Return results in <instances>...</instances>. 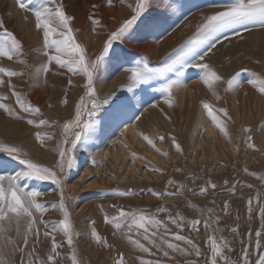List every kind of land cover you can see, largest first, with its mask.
I'll return each instance as SVG.
<instances>
[{
  "label": "rangeland",
  "instance_id": "1",
  "mask_svg": "<svg viewBox=\"0 0 264 264\" xmlns=\"http://www.w3.org/2000/svg\"><path fill=\"white\" fill-rule=\"evenodd\" d=\"M235 2L150 0L148 9L125 37L113 43L101 70L94 75V95L86 97L82 74L69 72L54 61L48 62V56L56 53L44 48L43 30L35 27L33 12L62 6L65 15L70 17L72 36L86 50L87 58L94 60L106 40L98 43L92 32L103 36L116 31L131 18L129 6L134 7L136 0H110V3L109 0H74V10L70 12L64 7L66 0H55V4L52 0H23L27 10H21L16 0H0V23L4 25L0 33H12L22 46L20 57L11 61L0 57V68L22 73L10 80L0 74V79L5 81L0 86V96L7 97L0 103L6 104L14 115L20 117L14 119L0 110V145L19 148L26 154L21 158L52 169L61 180L59 188L51 181L29 179L19 182L26 191L40 193L37 202L46 211L42 216L35 214L37 224L33 232L38 228L40 236L37 240L35 235H30L27 245L23 242L27 231L26 218L20 221L19 233L15 221L11 224L3 222L6 231L0 233V264H37V259L47 264L51 239L43 236L45 228L39 220L43 219L51 227L53 222L58 223L63 218L58 207L52 208V205L59 204L61 191L72 223L73 243L69 247L59 230L54 234L60 245L55 264H71L73 253L78 264H116L121 254L124 264H141L142 260L153 264L158 260L160 264H207L211 257L207 243L209 236L217 242L221 238L228 242L229 247L222 249L227 264H244V250L248 253V264H255L259 254L264 252V213L261 212L264 208V95L248 80L264 79V27L249 24L247 29L242 26L227 29L213 41L215 47L210 51V43L197 42V30L187 32L191 22L199 19L201 24L204 17ZM208 9L215 11L209 13ZM155 14L168 23L163 29L153 20L152 28L156 34L146 25ZM93 19L99 24L93 25ZM111 20L119 22L112 31L108 27ZM152 38L156 42L149 50L148 58L145 43ZM159 42H162L160 46ZM95 44L98 48L94 47ZM155 51L158 52L156 58ZM206 51L208 54L200 61L199 56ZM176 52L179 55L188 52L187 63L181 62L163 75H153L145 83H131L130 73L125 69L144 71L143 66L147 64L155 72L175 60ZM169 56L174 58L168 60ZM113 58L118 59L116 64ZM17 59L23 63H18ZM196 63H207L222 77L221 82L213 85V90L201 81L202 70L191 66ZM44 67L48 68L46 73L42 70ZM237 72L240 73L239 85L228 90L226 81ZM125 77L130 82H124ZM169 80H178L180 84L172 91L171 106L165 103L168 95L160 91ZM8 83L27 104L39 109V113L21 112ZM213 91L219 96L218 100ZM136 95H140L138 102L133 100ZM82 96L88 101L89 108L92 101L97 103V114L82 117L84 121H91V126L83 131L71 153L73 166L65 167L61 172L55 165L62 126L74 118L75 105ZM137 103L141 107L136 108ZM203 103L212 106L227 136L211 122L202 108ZM199 108L202 121L196 124ZM219 109L226 111L227 116L217 111ZM119 110L131 111V117L126 123L117 124L92 148V140L104 130L103 124ZM28 120L36 123L44 120L47 124L36 127L29 125ZM125 126L132 129L135 139L129 133L122 136ZM38 134L41 139L37 138ZM143 136L152 139L155 148L148 145ZM161 136L164 137L162 141ZM173 138L180 145V152L175 150ZM249 143L252 148L248 147ZM155 149L166 155L158 154ZM0 162H3L0 174L15 175L24 170L18 160H12L5 153H0ZM169 180L173 183L169 184ZM211 184H215V188ZM201 188L206 189L203 194ZM129 191L131 195L118 194ZM151 191L159 192L161 196L154 197ZM160 207L166 211L159 212ZM120 210L144 213L162 220L170 233L191 239L200 249L201 256H195L191 247L183 242L170 241L186 249L188 254L166 249L169 256L164 257L143 239V230H139L140 234L137 230L127 233L126 226L116 230L105 223L106 216L110 219ZM177 214L185 221L182 230L169 221L170 216ZM192 220L201 221L198 231L187 223ZM205 220L210 225L207 230L203 226ZM93 229L101 237L100 243L91 238ZM257 232L261 233L260 237L256 236ZM126 233L148 247L151 254L130 244ZM159 234H163V229ZM164 239L170 240V237L164 236ZM156 243L160 244V240L157 239ZM217 259L218 264H226L225 260Z\"/></svg>",
  "mask_w": 264,
  "mask_h": 264
},
{
  "label": "snow or ice",
  "instance_id": "2",
  "mask_svg": "<svg viewBox=\"0 0 264 264\" xmlns=\"http://www.w3.org/2000/svg\"><path fill=\"white\" fill-rule=\"evenodd\" d=\"M123 2V0H122ZM52 3L55 4V0H52ZM110 3V0H109ZM150 0H136L135 6H129L132 12L131 18L124 21L123 24L114 32H112L106 42L103 44L102 51L94 60H89L87 58L86 50L76 42L72 36V31L69 27L70 17L65 15L63 7L56 5L53 8H44L42 11L33 12L36 24L35 27L40 30H43V46L45 49L52 50L56 55L48 56V62L52 63L53 61L56 65L60 67H66L67 71L74 74H82L85 78V83L83 85L85 89V96L92 97L94 95V75L101 70L106 57H108L110 49L113 46V43L118 40H122L129 30L136 24L137 20L141 17L143 13L148 9ZM17 6L21 10H27L26 5L23 3V0H16ZM55 24V26H54ZM93 25L99 24V21L93 19ZM249 24H260L264 27V0H236L234 4L225 6L224 10L217 11L212 15H208L203 18V23L197 26V42L198 43H210L211 48L215 47V42H213L218 36L225 32L227 29H235L237 26H242L247 29ZM4 25L0 23V29H3ZM239 34V33H237ZM0 36L3 39H0V57L7 58L8 60H13L22 55V46L16 40L14 35L10 32L4 31L0 33ZM53 37H60L59 39ZM227 39V36H225ZM208 52H204L199 56V60L203 61L204 57ZM45 55H48L45 52ZM189 55L188 52H184L181 55L177 56L170 64H167L164 69L156 70L155 72L148 67L147 64L143 66L144 71H139L135 68L125 69L130 73V80L133 85H139L141 83L147 82L151 79L153 75H163L165 71L171 70L175 65L180 64L181 62L187 63L186 57ZM18 63H23L22 60L17 59ZM193 67L199 68L202 70L203 74L201 76V81L209 89L213 90V85L217 82L222 81V77L217 74L207 63H196L191 65ZM45 73L48 71L47 67L42 69ZM247 71V70H245ZM0 74L9 78V80L14 76H20L22 73L11 71L8 69L0 68ZM250 75H254L251 74ZM239 76L240 73L237 72L230 79L226 81L227 89L234 90L239 85ZM5 81L0 79V86L4 85ZM248 83L257 87L259 92L264 95V79H249ZM8 88L12 92V96L15 98V103L19 107L20 111L26 114H38L39 109L33 108L31 105L27 104L25 100L14 90V86L11 83H8ZM178 80H169L164 83L160 91L166 93L169 97L165 103H168L169 106L171 102V95L174 88L179 87ZM213 95L218 100L219 96L213 91ZM85 96H82L79 102L75 105L74 118L68 122H65L62 126V138L57 145V155L58 160L55 167L58 168L61 172L64 171L65 167L71 168L73 166V157L71 153L76 148L77 143L81 140L82 133L85 129L91 126V121H84L82 117L87 114L89 117H94L97 114L98 105L95 101H92L91 107L89 108L88 101L85 99ZM7 97L0 96V101L6 100ZM155 107V105H152ZM202 108L207 113V116L210 118L211 122L215 125L219 131L227 136L225 127L222 124V121L214 114L212 106L208 103H203ZM0 110H3L10 117L14 119H20L19 116L14 115L12 110L4 103H0ZM221 112L224 116H227V112L223 109L217 110ZM29 125H34L36 127L46 125L47 122L40 120L38 123L33 120H28ZM50 126V125H49ZM79 129V130H77ZM247 131V129H246ZM38 139H41L38 134ZM50 139V137H48ZM148 145L155 148L154 142L152 139H149L148 136L142 137ZM163 136L160 137L162 141ZM248 140L251 141L252 137L249 136ZM65 145H69L65 147ZM173 145L177 152H180V145L175 142L173 138ZM249 148H252L251 143L248 144ZM156 152L162 156H165L166 153L160 152L159 149H155ZM0 153L7 154L12 160H18V163L23 166L24 170L16 172L15 175H4L0 174V233L5 232L6 230L2 227L3 222L7 221L11 224L13 221L17 224V231L19 233V224L22 218H26L27 231L24 234V244L27 245L29 242V236L35 235L37 240L39 239L40 232L37 228L33 232L34 226L37 224L35 214L43 215L46 211L44 206L37 202V197L40 195L36 191H26L24 187L19 183L21 180H36V181H51L58 188L61 184L60 178H58L57 173L48 167H43L32 162L29 159L21 158V156H26L25 153H21V150L17 147L0 145ZM3 162H0L2 166ZM151 171H156V169H149ZM169 184H172L173 181L169 180ZM212 188H215V184L210 185ZM250 187V186H249ZM205 188H201L200 192L203 194ZM180 189H177L179 192ZM191 191V189H189ZM121 196L131 195L129 192H120L118 193ZM151 195L159 198L161 193L156 191H151ZM165 195H175V193ZM251 203V201H249ZM58 207L59 211L63 214V218L59 220L58 223L53 222L52 226L49 227L48 223L43 219L39 220V224L43 225L45 230L43 236L45 238L51 239L50 252L47 254V264H55V260L59 257L57 249L60 245L56 242L55 233L59 230L66 237V242L69 247H71L72 240V223L69 218V213L66 209L64 203V197L62 191L60 192V201L58 205H52L53 209ZM228 205L225 202V209ZM159 212L163 213L166 211L165 208L160 207ZM251 211V209H250ZM261 212L264 213V208H261ZM169 221L171 224L176 225L178 229H183L185 221L183 217L177 214L175 217L170 216ZM105 223L111 224L114 229L120 230L126 226L127 233H132L133 230H137V234H140L139 230L142 231L143 239L148 241L153 247L157 249V252H162L164 257L169 256V252L166 250H172L173 252H181L188 254L186 249L181 248L177 243L170 242H183L184 244L191 247L195 256L200 257L201 251L198 247L193 244L191 239L186 238L185 236L178 233H170L167 225L160 219H157L154 216L147 215L144 213L138 212H126L120 210L119 214L111 217L110 219L106 216ZM192 229L198 231V225H200V220H192L187 222ZM204 228L207 230L209 228V223L207 220L204 221ZM156 229V231H152ZM160 229H163V234H159ZM126 237L130 244L134 245L143 253H150V249L145 247L143 244L139 243L136 239H132L130 235ZM261 233L257 232L256 236L260 237ZM164 236H169L170 240L164 239ZM91 238L96 242H101V237L93 229L91 232ZM160 240V244L156 243V240ZM207 243L210 245L211 257L208 260L207 264H218V259L225 260L227 264V257L222 254L223 248H228V242L223 238L219 242L213 237L209 236ZM105 246H107L105 242ZM164 246V247H162ZM257 248L260 247V244L257 243ZM22 251V249H20ZM231 250V249H229ZM247 250H244V264H248L247 260ZM71 264H78L75 253L70 257ZM37 264H43V261L37 259ZM116 264H124V257L121 254L120 258L116 261ZM141 264H153L152 261L142 260ZM155 264H160V261H155ZM255 264H264V252L260 253Z\"/></svg>",
  "mask_w": 264,
  "mask_h": 264
},
{
  "label": "bare ground",
  "instance_id": "3",
  "mask_svg": "<svg viewBox=\"0 0 264 264\" xmlns=\"http://www.w3.org/2000/svg\"><path fill=\"white\" fill-rule=\"evenodd\" d=\"M74 5H75V3H74V0L73 1H71V0H66V3H65V5H64V7H66L67 9H68V11L70 12L71 10L73 11L74 10ZM215 10H213V9H208L207 10V12H209V13H213ZM156 15V14H155ZM153 20L154 21H156L159 25L161 24V26L160 27H162L163 26V29H165L166 28V25H168V23H165L164 22V20H163V18H162V16H159V15H156L155 16V18H153V19H150V21L148 22V24H146L147 25V28H152V22H153ZM196 20V19H195ZM110 22V24H109V26L108 27H110V29L109 30H114L119 24V22L118 21H109ZM156 23V24H157ZM200 24V20L199 19H197V21L196 22H191V24L189 25V27H188V31L187 32H193L194 30H197V26ZM158 26V25H157ZM91 30H93V27H91ZM149 30V29H148ZM152 30H153V28H152ZM151 30V31H152ZM154 31V30H153ZM157 33V31H154V34H156ZM92 34L94 35V38L93 39H95L98 43H100V40L101 41H104V40H107L108 39V36L109 35H106V34H104L103 36H98V35H95V33L94 32H92ZM166 41H168V40H166ZM155 42H156V40H155V38H152L151 40H149L147 43H145L146 44V47H147V55H148V58H149V50L154 46V44H155ZM162 44V42H159L158 43V45L160 46ZM94 47L95 48H98V46L95 44L94 45ZM155 53V55H154V57L156 58V56H157V51H155L154 52ZM181 54V53H180ZM173 55V54H172ZM179 55V52L177 53H175L174 54V56L176 57V56H178ZM174 56H169L167 59L169 60V59H171L172 57L174 58ZM171 57V58H170ZM114 59V58H113ZM115 60H118L117 58L116 59H114V63H115ZM117 63H119V62H117ZM116 64V63H115ZM113 66H114V64H112ZM111 70V69H110ZM112 71V70H111ZM129 77V76H128ZM128 77H125V79H124V82H130V80H129V78ZM129 80V81H128ZM133 100L134 101H136V100H140V95H136V96H133ZM138 101H136V102H138ZM136 106V108H139V107H141V104L140 103H137V105H135ZM201 108H199L198 109V111H197V115H196V124H200L201 123V121H202V112H201V110H200ZM131 114H132V112L131 111H123V110H119V111H117V112H115L114 114H112L109 118H108V120L103 124V126H104V130H101V132H98L97 133V135L95 136V138L92 140V142H91V144H92V148L93 147H95V146H97L98 144H99V142H101L106 136H107V134H108V132H110L111 130H113L114 129V127L117 125V124H120V123H126V121L131 117ZM123 135L122 136H124V134L125 133H129L130 135H131V138L132 139H135V134H134V132L132 131V129H130L128 126H125L124 127V129H123ZM15 240V239H14ZM14 242V241H13ZM17 242V241H16ZM10 244V243H9ZM13 251V250H12ZM15 252V251H14ZM11 253H13V252H11Z\"/></svg>",
  "mask_w": 264,
  "mask_h": 264
}]
</instances>
